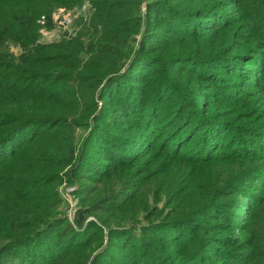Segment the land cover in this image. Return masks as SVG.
I'll return each mask as SVG.
<instances>
[{
  "label": "trees",
  "instance_id": "1",
  "mask_svg": "<svg viewBox=\"0 0 264 264\" xmlns=\"http://www.w3.org/2000/svg\"><path fill=\"white\" fill-rule=\"evenodd\" d=\"M0 264H264V0H0Z\"/></svg>",
  "mask_w": 264,
  "mask_h": 264
},
{
  "label": "rangeland",
  "instance_id": "2",
  "mask_svg": "<svg viewBox=\"0 0 264 264\" xmlns=\"http://www.w3.org/2000/svg\"><path fill=\"white\" fill-rule=\"evenodd\" d=\"M85 8L82 7V9H75V10H71V11H65V13H58L59 11L56 12V14L54 15V18H53L54 26H57L58 21L61 19L60 17L67 15L69 17L70 23H68L67 27L63 28L62 30H63V32L66 31V32L72 33L73 31H75L77 29V27H75L76 22L74 23L71 19L74 16H78L79 13L83 14L86 11ZM59 33H57L56 27H54L51 30H47V31L43 30L42 33H41L40 41L41 42H48V41L56 40L61 35V33L60 34ZM12 50L14 52L18 51L16 47L12 48ZM250 182L251 181H248V184L240 186V188L238 189L236 194L240 193L241 189L242 190H245V189L246 190H250L251 192L252 191H256V190L253 189V186L250 185L251 184ZM250 186H252V187H250ZM64 191H65V189L63 190V192ZM68 203H69V205H74L75 201L72 199V197H69Z\"/></svg>",
  "mask_w": 264,
  "mask_h": 264
},
{
  "label": "built area",
  "instance_id": "3",
  "mask_svg": "<svg viewBox=\"0 0 264 264\" xmlns=\"http://www.w3.org/2000/svg\"><path fill=\"white\" fill-rule=\"evenodd\" d=\"M56 12H58V13H65V10H57ZM53 18H54V16H53ZM60 18L61 19L58 21L57 26H54V27H56L57 33L61 32L63 28H66L67 25H68V23L70 22L69 17L67 15L66 16H62ZM40 22H42V21H40ZM42 31L43 30H41V33H42Z\"/></svg>",
  "mask_w": 264,
  "mask_h": 264
}]
</instances>
